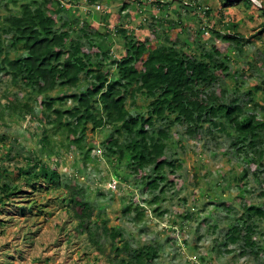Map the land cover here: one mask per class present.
Wrapping results in <instances>:
<instances>
[{"label": "trees", "instance_id": "16d2710c", "mask_svg": "<svg viewBox=\"0 0 264 264\" xmlns=\"http://www.w3.org/2000/svg\"><path fill=\"white\" fill-rule=\"evenodd\" d=\"M70 1L71 5L67 6L61 0H28L19 4L17 12L0 14V74L10 77L12 85L29 92L24 102H14L15 99L8 96L12 102L6 105L9 116L13 118L17 114L25 119L29 114L32 120L40 123L46 119L48 125L40 140L39 153L31 149L21 159L19 152L15 157L11 156L12 150L5 152L3 157L16 159V163L9 172L12 173L10 178H0L2 207L17 193L26 192L25 185L43 192L44 186L38 184L37 188L35 183L44 181L46 190H55L62 195L64 209L74 216L81 233L91 229L92 223H98L93 220V204L78 195L80 187L75 183L78 174L71 176V183V180L66 183L59 166L50 167L43 159L59 157L62 150L71 149L83 154L84 161L92 159L96 144L86 142L89 127L94 131L110 127L107 138L100 145L103 156L112 167V177L117 178V189L121 188V180L131 182L129 178L134 177V183L144 185L153 196L147 202L151 206L157 205L154 210L160 208L167 189L174 186L176 172L182 168V164L177 163L178 158L167 153L173 127L177 124L185 126L186 133L191 135L198 133L205 124H208L209 133L223 131L232 136L231 147H237L240 153L247 150L248 157H254L251 163L264 167V111H257L264 108V96L256 99V91L248 89L244 92L246 100H242L228 95L223 86V78L235 77L229 65L230 46L233 45L241 55L251 40L236 30H220L216 27L221 25L218 17L216 22L209 20L208 25H201L198 29H188L187 24L196 13L210 16L217 10L216 14L221 17L223 7L231 6L236 0H222L223 7L220 8H214L207 0H188L189 4L181 6L182 11L180 8V12L176 10L178 18L172 24V19L159 17L162 15L158 13L162 26L179 28L175 39L166 33L163 42L159 32L151 28L153 21L156 22L153 16L149 19L145 14L141 20L144 27L151 28L152 34L145 37L141 31H133L129 20L138 12L129 8L137 2L133 10L138 9L141 0L123 1L116 14L107 13V10L93 13L89 9L90 16L85 21L77 16L63 17L62 13L72 14L69 9L78 6L73 4L75 0ZM95 1L99 0H86L87 4ZM14 2L18 4L17 0ZM247 2L255 4L251 0ZM158 5L173 8L172 1L166 5L158 0ZM261 9L264 10L263 5ZM125 10L129 12L125 13ZM221 19L223 21L224 17ZM111 24L116 25L115 30H111ZM181 27H186L190 33H185ZM209 30L213 32L212 36L203 39L202 35H209ZM112 35L117 36V40L114 41ZM181 37H185L182 44ZM187 37L190 39L186 40ZM112 46L116 49L111 50ZM259 63L258 56L250 53L246 69H254ZM262 82L263 87L255 86L264 92V79ZM215 85L218 86L216 90L212 89ZM66 87L78 90L65 93ZM53 91L59 94L54 96ZM139 96L148 101L146 113H133L128 105V100L134 105ZM68 100L72 101L71 106H67ZM34 103L40 106V116L35 114ZM246 106L252 111H247ZM0 117H4L2 112ZM49 131L62 135L60 144L52 143ZM94 157L96 159V155ZM9 168L0 163V176L2 171L8 173ZM262 172L254 170L253 176L258 177ZM249 176L248 169L243 168L233 181L239 189H244L250 182ZM132 208L133 205L129 204L127 212L130 213ZM135 211V220L144 214L140 207ZM173 213L179 218H192L191 213L182 215L179 210ZM262 219L264 207L244 205V214L225 234V250L232 253L234 250L230 246L236 245L241 248L239 258L247 253L258 256V249L262 246L256 236L257 221ZM104 230L107 232L105 225ZM107 233L119 264H154L160 256L158 241L133 247L121 238V230L112 229ZM70 237L68 233L67 238ZM89 237L92 242H98L96 233L90 232ZM121 252L127 256H120Z\"/></svg>", "mask_w": 264, "mask_h": 264}, {"label": "rangeland", "instance_id": "374dc122", "mask_svg": "<svg viewBox=\"0 0 264 264\" xmlns=\"http://www.w3.org/2000/svg\"><path fill=\"white\" fill-rule=\"evenodd\" d=\"M22 1L26 0H17L18 4H15L14 0H3L0 14L17 12L19 2ZM123 1L125 0H99V3L102 4L101 9H106L107 13L116 14ZM146 1L139 5L138 9L133 10L136 7L134 2L129 8L131 11H140L136 17L129 20L133 31H141L146 37L152 34L150 29L154 28L156 33L159 32L162 42L165 41L166 33L169 38L175 39V33L179 28L162 26L161 20L156 16L158 13L162 15L161 10L156 11L155 3L158 0ZM171 1L173 10L164 9L163 16L159 17L172 19V24L173 20L178 18L176 10L180 12L179 8L181 11L184 8L179 5L178 0H166V5ZM207 1L214 8L223 7L222 0ZM253 1L256 5L249 4L247 0H236L231 6L223 7L224 15L221 16L224 17L223 21L216 14L217 10H214V15L210 16L196 13L197 15L192 17L194 19H188L187 23L190 26L188 29H198L201 25H208L209 20L211 23L216 22L218 17L221 25L224 23V28L216 25L220 30L230 32L236 30L244 38L251 40L241 55L233 45L230 46L232 48L229 65L235 77L223 78L227 94L238 96L242 100H246L244 92L248 89L256 91V99L264 96L262 89L255 86L256 84L262 86L264 79V31L262 32L264 10L261 9L264 0ZM73 4L78 6L69 9L72 14L64 13L66 18L77 16L85 21L90 16L88 9L94 11L86 0H75ZM127 12L129 10H125V13ZM125 13L123 15L127 16ZM145 14L149 19L151 16L156 19L151 28L142 25L141 20ZM182 29L186 30L185 33H190L186 27ZM212 33L209 30V35H202L203 39H209ZM113 37L114 41L117 40V36ZM183 38L185 37L180 38L181 44ZM97 42L101 44L99 39ZM114 48L116 49V46ZM250 53H255L260 63L258 67L248 70L246 62ZM11 56H14L13 52ZM243 70L245 72H242ZM217 88L215 85L212 89ZM77 90L74 87L64 88L65 93ZM51 94L55 96L59 92L53 91ZM28 95V90L12 85L10 77L0 74V112L4 116L0 117V163L10 166V171L8 173L2 171L0 178H10L12 173L9 172L16 163V159L6 160L7 157H3L5 152L12 150V157L19 152L22 159V156L29 154L31 149L34 152L40 150L44 128L48 127L46 119L40 123L38 120H32L29 114L25 119L17 114L13 118L9 116L10 110H7L6 105L12 102L8 96L14 98V102H24ZM128 102L133 113H146L148 110V101L142 96L137 98L134 105H130V100ZM66 104L71 106L72 101L68 100ZM34 109L35 114L40 116L39 104L34 103ZM246 110L252 111L250 106H246ZM257 111L263 112L264 108H258ZM228 129L231 130L229 127ZM172 131L171 147L167 153L172 158H178L177 163H181L182 168L176 172L174 186L167 189L165 199L158 210H154L157 205L151 206L147 202L152 200L153 196L140 182V185L134 183V177L129 178L131 182L121 180V188L114 190L118 184L117 178L112 177V167L103 156L100 145L107 138L110 127L95 131L89 127L87 130L86 142H95L93 155H96V159L93 156L92 159L84 161L83 154L77 149L62 150L59 157H44L50 167L59 166L66 183L70 180L71 183V176L78 174V179L75 180L80 187L78 195L82 200L93 204V220L98 223H92L91 229L81 233L74 216L66 213L61 194L55 190H46L44 181L35 183L37 188L38 184L44 186L43 192H39V189L32 185L29 187L25 185L26 192H19L6 200L7 203L3 207L0 205V264H119L117 263L119 257H114L111 238L107 233L112 229L121 230L123 233L121 238L130 242L133 247L143 242L158 241L161 246L160 256L154 264H264V219L257 221L259 228L256 236L262 246V249H258L260 250L258 256L247 253L239 258L241 255L239 246L231 245L234 252L230 253L223 245L227 231L244 214V205L264 207V167L252 164L254 157L253 155L248 157L247 150L240 153L236 150L237 147H231V135L215 130V133H209L208 124L193 135L187 134L186 127L178 124ZM48 133L53 144H60L62 139L60 133L54 134L52 131ZM123 165L122 163L121 169ZM243 168L250 172V182L246 188L239 189L233 178L242 173ZM254 170L263 172L254 177ZM129 204L133 205L130 213L126 210ZM137 207H140L144 214L135 220ZM174 210H179L182 215L191 213L192 218L189 220L179 218L173 213ZM173 220H176V223ZM90 232L96 233L98 242L90 240ZM68 233L71 234L70 238H67ZM215 238H218L217 242L214 241ZM98 244H101L100 248ZM120 256L127 254L121 252Z\"/></svg>", "mask_w": 264, "mask_h": 264}, {"label": "clouds", "instance_id": "9594fccd", "mask_svg": "<svg viewBox=\"0 0 264 264\" xmlns=\"http://www.w3.org/2000/svg\"><path fill=\"white\" fill-rule=\"evenodd\" d=\"M26 1H28V0H26ZM26 1H22V2H19L20 4L21 3H23V2H26ZM62 1V3L63 4H66L67 6H70L71 5V2L72 1H70V0H61ZM142 1V3H145V2H147L146 0H141ZM165 1L166 0H160V2H164L165 3ZM179 2H180V6H183V4H189V2H187V1H183V0H178ZM252 2H254L253 0H251ZM136 4H137V2H135ZM255 3V2H254ZM89 5H91L93 8V12H104V11H106V9H101V8H98L97 6L99 5L100 7H102V4L101 3H99V1H95V2H93L92 4H89ZM155 5L157 6V12L158 11H162V16H163V11H164V9H169V10H173V8L172 7H166V8H164V6H162V8L158 5V1H157V3H155ZM262 7V6H261ZM89 10V9H88ZM91 10V9H90ZM155 10H154V12H156ZM137 12H140V11H137ZM62 15H63V17L64 18H66L65 16H64V13H62ZM158 14H156V16H157ZM145 16V15H144ZM165 16H168V14H165ZM67 19V18H66ZM159 20V19H158ZM110 28H111V30H115L116 29V25L115 24H111L110 25ZM114 49V47L112 46V49L111 50H113ZM113 52V51H112ZM114 179H115V177H113ZM117 183H118V181H117ZM118 185V184H117ZM114 190H116L117 191V187L114 189Z\"/></svg>", "mask_w": 264, "mask_h": 264}, {"label": "built area", "instance_id": "2783aa9c", "mask_svg": "<svg viewBox=\"0 0 264 264\" xmlns=\"http://www.w3.org/2000/svg\"><path fill=\"white\" fill-rule=\"evenodd\" d=\"M98 8H101L99 5L97 6Z\"/></svg>", "mask_w": 264, "mask_h": 264}]
</instances>
